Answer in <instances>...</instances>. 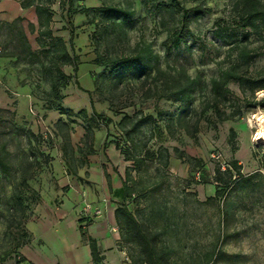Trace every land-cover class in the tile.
I'll use <instances>...</instances> for the list:
<instances>
[{"label": "rangeland", "instance_id": "obj_1", "mask_svg": "<svg viewBox=\"0 0 264 264\" xmlns=\"http://www.w3.org/2000/svg\"><path fill=\"white\" fill-rule=\"evenodd\" d=\"M21 1L0 0V22L24 18L27 39L38 52L34 7L22 10ZM51 1L52 36L72 56L66 6L62 0ZM178 1L186 9L206 8L209 14L190 26L185 44L166 52L167 30L178 16L149 6L167 0L148 5L130 0L134 14L126 22L108 11L123 8L124 0H74V8L85 10L70 15L78 71L61 67L68 83L60 89L59 103L49 95L45 69L53 66L52 58L59 61L61 44L47 40L44 48L52 46L50 53L21 61L3 57L0 41V150L4 147L9 153L7 172L0 170V264H17L31 239L29 223L56 215L65 205L63 214L79 221L84 231L87 224L126 206L140 223L159 232V245L169 248V264H264V110L245 111L239 120L224 121L214 129L206 119L210 111L200 115L204 97L196 94L186 129H176L179 103L157 98L160 83L153 79L155 72L137 78L123 67L132 61L135 48L144 45L157 55L160 70L200 74L206 83L233 61L228 44L242 33L237 27L238 0ZM229 27L234 36L230 39L223 32ZM249 41L251 47L257 45L253 36ZM261 69L264 56L256 58L250 70ZM227 87L242 96L236 84ZM261 93H255L256 100L264 99ZM88 94L94 110L112 124L85 121L91 114ZM59 107L74 116L59 114ZM80 110H85L84 118L77 115ZM124 116L143 121L128 139L117 128ZM88 124L90 145L84 140ZM109 145L119 153L115 168L105 154ZM129 155L143 160L136 165L124 161ZM232 160L242 177L231 169L230 179L225 175L214 182L215 170L221 164L225 170L231 168ZM125 169L136 183L130 200L113 195ZM215 191L221 195L215 198ZM113 224L108 226L110 233L118 232ZM117 246L129 262L137 256L133 245L119 239Z\"/></svg>", "mask_w": 264, "mask_h": 264}, {"label": "trees", "instance_id": "obj_2", "mask_svg": "<svg viewBox=\"0 0 264 264\" xmlns=\"http://www.w3.org/2000/svg\"><path fill=\"white\" fill-rule=\"evenodd\" d=\"M150 1L145 0L148 5ZM197 1V0H193ZM123 8L108 10L114 15L122 17V21L126 22L134 14L130 0H124ZM51 0H22L19 2L20 8L25 10L34 7L36 16V32L39 39L37 42L41 50L35 52L27 39L25 28L23 26L26 21L22 17H17L11 22H0V41L1 55L3 57L14 58L21 61H30L38 58L39 54L47 55L50 53V48L45 49L48 44L47 40L54 44H61V50L57 61L52 58V67L45 69L49 76L50 97L57 103L62 99L60 89H64L68 83V77L62 72V66L72 67L73 73L76 74L78 66L76 61L78 58L74 55L72 47L73 24L70 20L71 13H84V9L77 10L74 8V0H62L61 5L66 6L67 20L66 26L69 29V47L72 56L67 52L63 42L59 38H54L50 30L52 21V13L50 6ZM237 11V27L242 31L241 37L235 38L229 43V54L233 55V61L226 68H218V76L213 77L206 83L200 74L190 77L183 71L173 70V72L162 71L158 68L159 60L157 55L153 54L149 45L137 46L134 50V56L131 62H126L123 67H127L136 73L137 78L149 77L152 71L155 72L154 81L159 82L160 87L157 91L158 99H170L179 103L178 114L173 120L176 129H186L185 118L191 111L192 103L195 101V95L203 96L200 115L210 111L206 117L208 123L215 127L224 121L239 120L245 111L259 108L264 110V99L256 100L255 93L264 91V70L251 72L252 62L261 56H264V4L262 0H238L236 4ZM158 10L169 12L171 15H177L176 24L167 30L166 39L164 41L165 51L177 49L180 45L185 44L187 38L191 36L190 26L209 14V10L203 7H193L190 9L184 8L178 0H167V2H152L149 10ZM29 28H33L28 24ZM164 25V22H163ZM226 36L230 39L234 37L230 34L229 28H224ZM253 36L257 45L251 47L249 38ZM50 44V45H51ZM228 83H234L238 86L242 96L237 97L228 87ZM89 96V108L91 111L87 121L89 124H112L110 118L104 117L97 113L93 108V101ZM226 109H230L226 112ZM59 114H68L74 116L72 111L65 112L62 108H57ZM77 115L85 117V110H80ZM133 117L124 116L117 124V128L124 133L128 139L129 135L136 129L140 128L143 121L135 122ZM150 119V118H148ZM84 121V119H83ZM84 128V140L90 145L92 141V128L90 125ZM126 125L130 128L125 130ZM170 130V126L167 125ZM172 127V126H171ZM197 130V125H194V131ZM230 135L233 131L230 130ZM33 138L34 135H31ZM92 151H90V154ZM166 159H167V154ZM9 153L4 149L0 150V170L3 173L7 172V158ZM145 157H149L145 152ZM141 158H134L132 155L124 157V161H132L134 165L142 162ZM231 168L227 166V170L221 171L218 167L215 170L214 182H221V178L225 175L231 178V169L237 171V175L241 176L239 166L235 160L231 161ZM128 169H125V178L122 181V186L115 192L116 196L122 197L124 200H130L135 197L134 185L136 184L130 178ZM242 177V176H241ZM243 179V178H242ZM246 179V178H245ZM247 181V180H244ZM215 198L220 196V191H215ZM114 218L121 238L136 247L138 251L137 258L133 264H169V248L165 245H159V232L149 229L145 224L140 223L134 213L126 206L122 205L115 209ZM88 225V224H87ZM84 227H81V232ZM93 259L96 263L99 262L96 248L93 242L90 244ZM216 247V246H215Z\"/></svg>", "mask_w": 264, "mask_h": 264}, {"label": "crops", "instance_id": "obj_3", "mask_svg": "<svg viewBox=\"0 0 264 264\" xmlns=\"http://www.w3.org/2000/svg\"><path fill=\"white\" fill-rule=\"evenodd\" d=\"M17 15L15 12L14 18ZM105 154L110 161V167L113 165L115 168L119 163V153L112 145H109ZM120 188L117 186V190ZM117 190L113 192V195ZM67 208L68 205H65L64 209L59 210L60 212L56 215H42L37 221L29 223L31 239L21 249L22 259L17 264H133L137 256L129 262L124 252L120 251L117 246L119 239L124 243L127 242L121 238L119 231H115L117 228L114 218L116 208L100 221L88 224L86 231L83 229L82 232L79 221L67 213L63 214ZM64 216L66 218L62 219ZM111 222L115 225L112 226V230L115 231L112 233L108 231ZM91 242L95 245L99 258L98 263L93 259Z\"/></svg>", "mask_w": 264, "mask_h": 264}, {"label": "built area", "instance_id": "obj_4", "mask_svg": "<svg viewBox=\"0 0 264 264\" xmlns=\"http://www.w3.org/2000/svg\"><path fill=\"white\" fill-rule=\"evenodd\" d=\"M221 171H225V167H224V164H221Z\"/></svg>", "mask_w": 264, "mask_h": 264}, {"label": "snow or ice", "instance_id": "obj_5", "mask_svg": "<svg viewBox=\"0 0 264 264\" xmlns=\"http://www.w3.org/2000/svg\"><path fill=\"white\" fill-rule=\"evenodd\" d=\"M261 95H264V93H261Z\"/></svg>", "mask_w": 264, "mask_h": 264}]
</instances>
